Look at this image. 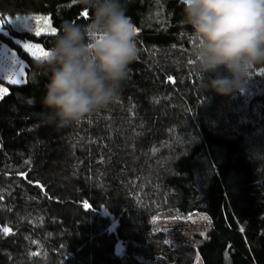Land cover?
Segmentation results:
<instances>
[{"label": "trees", "instance_id": "1", "mask_svg": "<svg viewBox=\"0 0 264 264\" xmlns=\"http://www.w3.org/2000/svg\"><path fill=\"white\" fill-rule=\"evenodd\" d=\"M122 4L138 54L118 99L57 128L38 115L50 71L15 38L50 50L93 9L0 0V40L27 62L24 82L0 77V264H264V65L243 91L203 90L182 0ZM20 14H49L56 32L16 28ZM173 209L209 216L202 243L154 228Z\"/></svg>", "mask_w": 264, "mask_h": 264}, {"label": "clouds", "instance_id": "2", "mask_svg": "<svg viewBox=\"0 0 264 264\" xmlns=\"http://www.w3.org/2000/svg\"><path fill=\"white\" fill-rule=\"evenodd\" d=\"M80 2L93 9L91 23L85 28L65 22L43 61L50 76L38 115L57 128L114 103L138 54L122 0ZM182 3V23L192 30V54L203 90L219 95L243 91L255 66L264 65V0ZM205 74L213 76L204 82Z\"/></svg>", "mask_w": 264, "mask_h": 264}, {"label": "rangeland", "instance_id": "3", "mask_svg": "<svg viewBox=\"0 0 264 264\" xmlns=\"http://www.w3.org/2000/svg\"><path fill=\"white\" fill-rule=\"evenodd\" d=\"M17 17L20 19H17ZM34 17H44L45 20H36ZM10 21L16 28L31 29L35 32L39 31L40 33L50 32L51 28L56 30L51 22L49 14H20L10 18ZM0 27L3 28L1 21ZM3 31L7 33V30L3 29ZM15 41H19V44L22 47L24 44L36 45L37 48L32 51H28L23 47L24 50L28 51L35 58L40 55V49L49 51L40 43L22 40L20 38H15ZM26 66L27 62L19 55V53L0 40V77L10 82L16 80L18 81L17 83H22L26 80ZM7 92V87L0 83V97ZM153 226L154 228L165 230L168 234L169 241L173 244L188 242L194 246H198L207 237V232L211 227V221L209 216L203 212L196 211L186 215L173 209L161 212L157 218L154 219ZM200 261H202V259L198 256V259L194 264H199ZM124 264L128 263L125 262ZM155 264L170 263L167 262L163 256H158Z\"/></svg>", "mask_w": 264, "mask_h": 264}, {"label": "snow or ice", "instance_id": "4", "mask_svg": "<svg viewBox=\"0 0 264 264\" xmlns=\"http://www.w3.org/2000/svg\"><path fill=\"white\" fill-rule=\"evenodd\" d=\"M17 19H20V18L17 17ZM34 19H36V20H40V21L45 20L44 17H34ZM131 26H132V25H131ZM132 27H133V26H132ZM2 31H3V28L0 27V32H2ZM137 31H138V30H137L136 28L133 27V32H134L135 35H136ZM50 32H51V33H55L56 30H55L54 28H51V29H50ZM36 34H37V35H40V32L37 31ZM17 43H19V41H17ZM23 47H24L26 50H28V51H32L33 49L37 48V46L34 45V44H24ZM39 51H40V55H38V56L36 57V59H38V60H41V59L44 60V59L48 56V54H49L48 51H44L43 49H40ZM11 82H12V83H17L18 81H16V80H12ZM4 231L7 232L8 230L5 229Z\"/></svg>", "mask_w": 264, "mask_h": 264}, {"label": "water", "instance_id": "5", "mask_svg": "<svg viewBox=\"0 0 264 264\" xmlns=\"http://www.w3.org/2000/svg\"><path fill=\"white\" fill-rule=\"evenodd\" d=\"M104 215H108L109 213H108V211L107 210H104V213H103Z\"/></svg>", "mask_w": 264, "mask_h": 264}, {"label": "crops", "instance_id": "6", "mask_svg": "<svg viewBox=\"0 0 264 264\" xmlns=\"http://www.w3.org/2000/svg\"><path fill=\"white\" fill-rule=\"evenodd\" d=\"M199 264H203V261H200V263Z\"/></svg>", "mask_w": 264, "mask_h": 264}]
</instances>
